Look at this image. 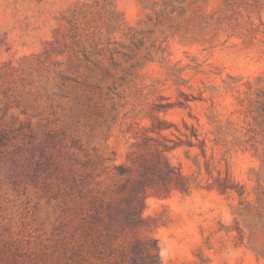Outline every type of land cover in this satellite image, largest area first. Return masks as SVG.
<instances>
[{
    "label": "rangeland",
    "instance_id": "1",
    "mask_svg": "<svg viewBox=\"0 0 264 264\" xmlns=\"http://www.w3.org/2000/svg\"><path fill=\"white\" fill-rule=\"evenodd\" d=\"M84 1L0 0V264H264V0H99L87 57ZM158 121L206 138L170 155L183 173L213 152L232 187L144 185L130 212Z\"/></svg>",
    "mask_w": 264,
    "mask_h": 264
},
{
    "label": "trees",
    "instance_id": "2",
    "mask_svg": "<svg viewBox=\"0 0 264 264\" xmlns=\"http://www.w3.org/2000/svg\"><path fill=\"white\" fill-rule=\"evenodd\" d=\"M227 2L228 0H224ZM76 6L72 9L66 21L68 23V37L71 44L77 48L85 57H87L86 50L88 47H96L109 37L100 30V22L95 20V7L100 3L99 0H88ZM85 6L86 8H83ZM88 7V8H87ZM171 7H175L174 5ZM99 19L105 18L104 5H100ZM106 26L111 27L117 20L106 15ZM109 33V32H108ZM108 42V41H107ZM185 129L181 130L175 123L158 121L157 124H153L148 131L153 135H144L139 141V146L143 149L139 153L140 165L138 166L139 177L134 179V185L131 188V192L127 197V203L130 208V212L138 213L139 208L137 204H142L143 196L141 191L144 189V185H150L152 194L157 196L167 195L173 190H177L182 193H189L193 188H199L201 186L209 187L216 186L219 189H227L232 187L229 182V173L227 169L222 174L221 170L215 165V158L213 152L208 158H204L201 162L198 158V154L194 156L189 155V151L185 150L186 158L191 159L195 169L189 173H183L181 163L174 164L170 161V155L179 146L185 144L188 146L197 145L203 156H205L206 138L201 137V133L197 128L192 125L184 123ZM172 127L175 130H172ZM164 130H168V133H164ZM176 131L178 133H176ZM174 135L176 138H173ZM182 136L184 138H182ZM195 140V141H194ZM220 138L215 137L213 141L219 142ZM227 150L222 154L221 159L225 158ZM263 160H264V102H263ZM124 170L125 166L122 167ZM128 168V167H126ZM202 169L205 170V176L202 174ZM213 172L216 175L213 176ZM263 206H264V189H263ZM264 215V210H263Z\"/></svg>",
    "mask_w": 264,
    "mask_h": 264
}]
</instances>
